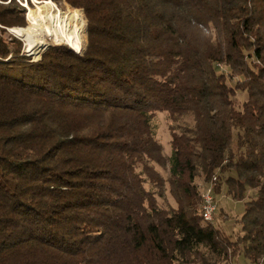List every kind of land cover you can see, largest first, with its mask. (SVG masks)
Here are the masks:
<instances>
[{"label":"trees","instance_id":"1","mask_svg":"<svg viewBox=\"0 0 264 264\" xmlns=\"http://www.w3.org/2000/svg\"><path fill=\"white\" fill-rule=\"evenodd\" d=\"M2 1L0 264H264V0H64L87 46L39 59ZM198 177L244 201L236 239L204 220Z\"/></svg>","mask_w":264,"mask_h":264},{"label":"rangeland","instance_id":"2","mask_svg":"<svg viewBox=\"0 0 264 264\" xmlns=\"http://www.w3.org/2000/svg\"><path fill=\"white\" fill-rule=\"evenodd\" d=\"M11 0H6L4 3H9ZM21 6L26 9V24L23 26H12L7 27V34L12 35L14 38H19L23 42L24 50L27 54L31 55L35 59H39L43 51L50 44H67L71 48H74L68 41L64 32V25L62 22L58 21L56 17L61 19H66L70 33L72 34V28L68 23V18L62 14L70 16L73 20L72 25L76 27H81L85 23L84 31L79 32L78 35V45L80 46V52H83L87 46V19L83 9L76 8L65 2L64 0H15ZM0 2H3L0 0ZM47 7V9H46ZM49 7V8H48ZM76 10L79 12L70 13L67 11ZM30 11L34 14V21L30 18ZM55 12L51 15L52 12ZM82 13V14H81ZM50 15V16H49ZM60 22L62 24V30L59 31L54 22ZM41 25L37 27L35 25ZM47 23L52 27L54 32L58 36L48 35L47 28L44 27ZM16 28L15 30H12ZM13 31V32H12ZM18 32H23L24 34H19ZM31 34H35L32 36ZM31 35V37H30ZM73 36V35H72ZM35 37V38H34ZM33 40L43 41L42 45L36 47L35 50L38 53L31 54L28 50L30 49V43ZM246 92H238L236 97V103L240 105L244 99H246ZM170 123L171 120L167 112H158L155 115L153 120V126L156 133V137L164 146V151L167 155L171 154V134H170ZM156 169L160 174L167 178L168 172L156 165ZM225 175H222L224 177ZM221 177L220 181L217 182V185L206 183L203 178H196L195 182L198 185L199 190L205 193L208 187L212 186L213 195L215 201L218 205V210L213 217V223L219 228L223 229L227 234L231 235L236 239L241 235V222L240 218L245 209L244 201L233 199L227 193L225 184L223 183V178ZM225 178V177H224ZM150 188L149 184H146ZM157 200L161 206H166L168 204L175 205L174 198L170 193L169 184H166V192L164 197L157 196ZM228 264H253L248 259L245 258L243 254H240L235 260L230 261Z\"/></svg>","mask_w":264,"mask_h":264},{"label":"bare ground","instance_id":"3","mask_svg":"<svg viewBox=\"0 0 264 264\" xmlns=\"http://www.w3.org/2000/svg\"><path fill=\"white\" fill-rule=\"evenodd\" d=\"M49 8V7H48ZM46 9H47V7H46ZM55 12L53 11L52 13H51V15H53ZM50 16V15H49ZM54 24H55V26H56V28L59 30V31H61L62 30V24L60 23V22H57V21H55L54 22ZM13 32V31H12ZM19 34H24L23 32H18ZM32 36H34L35 34H31ZM31 35H30V37H31ZM36 36V35H35ZM35 38V37H34ZM43 44V41L41 40V41H36V40H33L31 43H30V49L28 50L31 54H37L38 52L37 51H33V50H35L36 49V47L37 46H39V45H42ZM75 48V47H74ZM209 197H210V189H208L205 193H204V201H206L207 199H209ZM203 210V209H202ZM202 214H203V211H202ZM203 218H204V220H206V221H210V220H212L213 219V217H209V214H203Z\"/></svg>","mask_w":264,"mask_h":264},{"label":"built area","instance_id":"4","mask_svg":"<svg viewBox=\"0 0 264 264\" xmlns=\"http://www.w3.org/2000/svg\"><path fill=\"white\" fill-rule=\"evenodd\" d=\"M208 188H210V197L206 201H203V214H209V217H214L217 211V203L213 195L212 186Z\"/></svg>","mask_w":264,"mask_h":264},{"label":"water","instance_id":"5","mask_svg":"<svg viewBox=\"0 0 264 264\" xmlns=\"http://www.w3.org/2000/svg\"><path fill=\"white\" fill-rule=\"evenodd\" d=\"M76 52H80L79 50H76L75 48H73Z\"/></svg>","mask_w":264,"mask_h":264}]
</instances>
